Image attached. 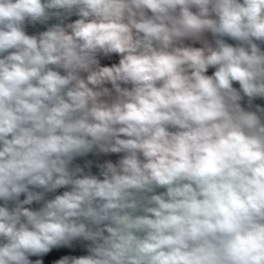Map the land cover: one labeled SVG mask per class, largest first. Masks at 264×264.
<instances>
[{
    "label": "clouds",
    "instance_id": "obj_1",
    "mask_svg": "<svg viewBox=\"0 0 264 264\" xmlns=\"http://www.w3.org/2000/svg\"><path fill=\"white\" fill-rule=\"evenodd\" d=\"M0 264H264V0H0Z\"/></svg>",
    "mask_w": 264,
    "mask_h": 264
}]
</instances>
